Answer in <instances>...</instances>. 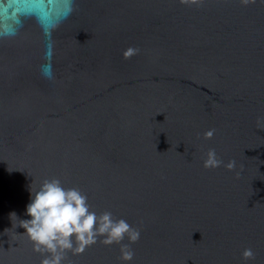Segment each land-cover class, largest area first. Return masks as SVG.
Wrapping results in <instances>:
<instances>
[{
    "label": "water",
    "instance_id": "water-1",
    "mask_svg": "<svg viewBox=\"0 0 264 264\" xmlns=\"http://www.w3.org/2000/svg\"><path fill=\"white\" fill-rule=\"evenodd\" d=\"M52 178L140 233L63 264H264V2L0 0V264Z\"/></svg>",
    "mask_w": 264,
    "mask_h": 264
},
{
    "label": "clouds",
    "instance_id": "clouds-1",
    "mask_svg": "<svg viewBox=\"0 0 264 264\" xmlns=\"http://www.w3.org/2000/svg\"><path fill=\"white\" fill-rule=\"evenodd\" d=\"M136 52L138 49L130 47L125 50L124 56L129 57ZM213 134L214 130H209L205 135L211 137ZM223 163L215 150L209 149L204 166L219 167ZM224 166L231 170L235 161H229ZM30 193V202L25 209L28 219H24L23 225L19 226L25 229L23 234L32 242L35 251L48 254L41 264H63L67 250L82 253L100 235L104 236L105 244L120 243L126 235L131 242L139 239V230L132 228L126 220L115 219L108 211L98 215L91 209L86 195L78 188L65 187L59 179H45ZM133 254L129 245H121L123 260H131ZM242 255L247 259L254 253L248 248Z\"/></svg>",
    "mask_w": 264,
    "mask_h": 264
}]
</instances>
